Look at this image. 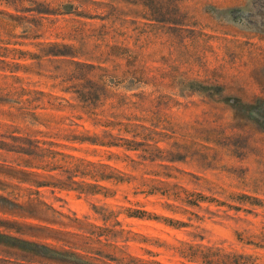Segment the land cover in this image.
Masks as SVG:
<instances>
[{
  "label": "rangeland",
  "instance_id": "obj_1",
  "mask_svg": "<svg viewBox=\"0 0 264 264\" xmlns=\"http://www.w3.org/2000/svg\"><path fill=\"white\" fill-rule=\"evenodd\" d=\"M0 264H264V0H0Z\"/></svg>",
  "mask_w": 264,
  "mask_h": 264
},
{
  "label": "trees",
  "instance_id": "obj_2",
  "mask_svg": "<svg viewBox=\"0 0 264 264\" xmlns=\"http://www.w3.org/2000/svg\"><path fill=\"white\" fill-rule=\"evenodd\" d=\"M65 53H70V52H65ZM52 54H56L55 52H53ZM59 54H64L63 52H59ZM131 65H132V67H135L136 66V63H138V58H137V56H134L133 58H132V60L129 62ZM135 73H138L137 72V70L135 69V71H134ZM142 75V72H140V74H139V76L137 77V80H141L142 79V77L143 76H141ZM140 96V99H144L145 98V95H139ZM88 141H91V142H95V140H89L88 139ZM111 144V143H110ZM21 243H26V242H24V241H21ZM33 247H44V248H46V249H48L47 247H45L44 245H42V244H40V245H38V244H36V243H33V244H31ZM53 252V251H52ZM55 254H58L57 252H54Z\"/></svg>",
  "mask_w": 264,
  "mask_h": 264
}]
</instances>
